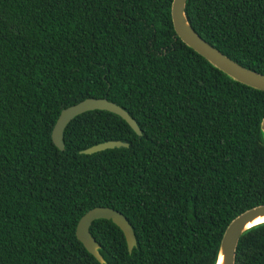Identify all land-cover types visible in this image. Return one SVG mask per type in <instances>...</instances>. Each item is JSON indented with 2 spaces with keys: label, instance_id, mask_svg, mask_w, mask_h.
<instances>
[{
  "label": "trees",
  "instance_id": "1",
  "mask_svg": "<svg viewBox=\"0 0 264 264\" xmlns=\"http://www.w3.org/2000/svg\"><path fill=\"white\" fill-rule=\"evenodd\" d=\"M172 0H0V264H215L222 235L264 204V90L230 78L186 45ZM194 30L264 74V0H187ZM88 97L123 107L142 131ZM107 140L127 142L80 153ZM96 206L131 224V253L109 219L89 227L105 262L76 236ZM235 264H264V222Z\"/></svg>",
  "mask_w": 264,
  "mask_h": 264
},
{
  "label": "water",
  "instance_id": "2",
  "mask_svg": "<svg viewBox=\"0 0 264 264\" xmlns=\"http://www.w3.org/2000/svg\"><path fill=\"white\" fill-rule=\"evenodd\" d=\"M186 1L187 0H172L171 18L177 36L186 45L202 55L213 66L223 71L230 78L245 85L264 90V74L251 70L234 61L207 42L194 30L185 13ZM95 109L107 110L119 115L138 135L142 134L135 119L131 117L123 107L105 97H88L60 111L51 132V138L55 146L60 150L64 149L63 131L74 117ZM260 128L264 136V116L261 120ZM128 145L127 142L121 140H107L80 150V153L92 154L115 147H128ZM259 216H264V204L252 207L240 213L230 221L222 235L215 264L218 262L220 253L223 255L222 264H235V250L238 240L245 230L264 222L261 221L248 225ZM97 219H109L115 223L123 232L128 251L131 253L133 247L136 245L133 228L120 211L109 206L93 207L79 218L76 225V236L82 242L86 250L92 254L98 262H105L98 251L100 248L99 243L89 231L90 225Z\"/></svg>",
  "mask_w": 264,
  "mask_h": 264
},
{
  "label": "bare ground",
  "instance_id": "3",
  "mask_svg": "<svg viewBox=\"0 0 264 264\" xmlns=\"http://www.w3.org/2000/svg\"><path fill=\"white\" fill-rule=\"evenodd\" d=\"M261 221H264V216H259L257 218H255L251 223H249L248 225H251V224H254V223H258V222H261ZM222 261H223V255L220 253L219 254V257H218V262L217 264H222Z\"/></svg>",
  "mask_w": 264,
  "mask_h": 264
}]
</instances>
